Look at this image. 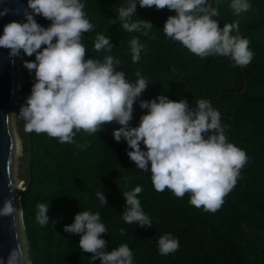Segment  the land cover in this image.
Listing matches in <instances>:
<instances>
[{"label":"trees","instance_id":"1","mask_svg":"<svg viewBox=\"0 0 264 264\" xmlns=\"http://www.w3.org/2000/svg\"><path fill=\"white\" fill-rule=\"evenodd\" d=\"M85 14L93 29L83 35L85 58L100 57L92 47L98 33L109 35L114 47L111 54L121 60L118 68L128 79L134 80L139 71L149 84L141 99L154 98L163 93L170 99L183 97L195 107L198 99H210L222 115L228 139L244 149L249 157L240 170L233 189L223 198L216 211H206L188 203L189 196H175L167 188L156 191L150 173L140 170L126 149V141H116L111 133L119 127L115 121L104 123L95 135L83 130L76 132V144L60 143L46 133H26L28 181L20 193L21 219L30 264H91V253L82 251L79 236L65 232L63 225L71 223L80 210L99 212L108 229L101 235L109 250L127 243L133 251L134 264H264V0H251L247 12L234 15L229 0L213 4L223 26L239 21V32L250 41L254 55L243 66L247 89L243 86L240 66L226 56L210 55L201 58L180 42L163 33V24L174 10L141 7L137 3L136 16L149 20L153 26L142 32H127L120 26L116 9L126 6L127 0H83ZM43 26L50 21L37 14ZM136 19V17H133ZM138 37L146 46L140 59L133 62L129 41ZM22 95L30 94L34 73L23 64L35 57L23 54ZM146 109L134 103L135 126ZM25 128V127H24ZM143 148L144 145L141 144ZM136 185L144 212L153 225L141 227L123 220L125 201L122 193ZM102 190L106 204L99 202L96 192ZM49 203L46 225L36 220L37 204ZM125 231L122 233L120 229ZM171 233L179 239V248L162 255L157 239ZM93 264H99L98 259Z\"/></svg>","mask_w":264,"mask_h":264},{"label":"clouds","instance_id":"2","mask_svg":"<svg viewBox=\"0 0 264 264\" xmlns=\"http://www.w3.org/2000/svg\"><path fill=\"white\" fill-rule=\"evenodd\" d=\"M137 3L141 7H167L174 10L163 24V33L180 42L201 58L210 55L229 57L234 65L246 66L253 58L249 39L239 32V21L221 26L215 19L219 15L213 4L221 0H127L126 6L116 9L120 26L127 32H142L153 24L136 16ZM251 0H229L234 15L247 12ZM83 0H27L26 6L15 10L23 12V21H9L0 33V47L7 48L12 57L23 54L35 57L24 60V66L34 73L30 94L25 98L17 116L24 122L27 132L46 133L60 143L76 144L78 131L94 134L104 123L115 121L111 133L116 141L123 139L129 146L128 157L138 169L149 172L156 191L166 188L175 196H189L188 203L206 211H216L223 198L233 189L240 177L241 168L249 157L246 151L227 137V125L222 124L221 112L212 106L210 99H198L195 107L181 97L170 99L163 93L154 98L141 99L149 84L139 71L130 80L118 68L121 60L111 54L114 45L109 35L98 33L92 42L100 57L85 58L83 35L93 29L87 18ZM28 9H31L29 11ZM7 9L0 10V15ZM40 14L50 23L43 26L34 18ZM136 17V19H133ZM131 59H140L146 46L138 37L130 41ZM146 109L132 126L134 103ZM141 144L144 147H141ZM141 185L122 193L125 201L123 220L141 227L153 225L144 212L138 194ZM14 189L10 192L14 193ZM99 202L106 204L102 190L96 192ZM18 196L7 195L0 204V216H14ZM36 220L46 225L49 203H38ZM63 230L79 236L82 251L91 253L90 261L99 264H134L133 251L127 243L108 249L101 235L108 229L99 212L90 210L74 214L71 223ZM123 233L125 229L121 228ZM179 239L163 233L157 239L162 255L175 252Z\"/></svg>","mask_w":264,"mask_h":264},{"label":"water","instance_id":"3","mask_svg":"<svg viewBox=\"0 0 264 264\" xmlns=\"http://www.w3.org/2000/svg\"><path fill=\"white\" fill-rule=\"evenodd\" d=\"M209 2L211 3V0ZM26 4L27 0H0V10L7 9L6 14L0 15V33L3 32V26L7 22L25 19L22 11L17 14L15 10L22 9ZM28 10L31 11V9ZM16 63L17 56H10L7 48L0 47V204L3 203V198L7 195L18 196L20 200V191L15 190L11 177L14 140L9 124V114L15 90ZM240 68L243 86L239 94L245 95L247 89L246 75L243 67L240 66ZM10 189H14V193L10 192ZM19 200H14L16 203L14 216H0V264H25L20 227H22L26 250L27 245L23 233Z\"/></svg>","mask_w":264,"mask_h":264},{"label":"rangeland","instance_id":"4","mask_svg":"<svg viewBox=\"0 0 264 264\" xmlns=\"http://www.w3.org/2000/svg\"><path fill=\"white\" fill-rule=\"evenodd\" d=\"M37 14H34V17ZM22 56H17V63L15 68V90L12 97L11 109L9 114V124L11 134L14 138V150L11 165V177L16 191L23 190L28 181L27 162L28 151L26 142V133L24 122L17 116L20 106L24 103L22 95L23 74L21 70ZM23 240V239H22ZM25 264H30L27 256V250L23 245Z\"/></svg>","mask_w":264,"mask_h":264},{"label":"bare ground","instance_id":"5","mask_svg":"<svg viewBox=\"0 0 264 264\" xmlns=\"http://www.w3.org/2000/svg\"><path fill=\"white\" fill-rule=\"evenodd\" d=\"M14 140V138H13ZM14 146H15V143H14ZM20 239H21V242H22V246L24 245V240L23 239V235H22V227H20ZM23 257H24V250H23ZM24 262H25V257H24Z\"/></svg>","mask_w":264,"mask_h":264}]
</instances>
